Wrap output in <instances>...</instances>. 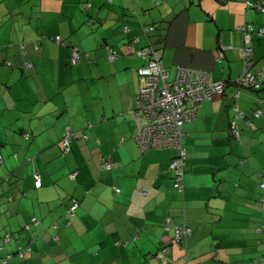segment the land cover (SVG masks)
<instances>
[{"label":"crops","instance_id":"obj_1","mask_svg":"<svg viewBox=\"0 0 264 264\" xmlns=\"http://www.w3.org/2000/svg\"><path fill=\"white\" fill-rule=\"evenodd\" d=\"M254 1L0 0V264H254L264 136L245 128L264 125V73L259 90L232 98L243 27L264 25ZM149 44L169 79L192 66L226 82L184 122L182 191L173 187L174 151H141L134 139L130 110L146 63L134 51ZM251 45L257 73L264 37L252 33ZM72 47L88 57L71 63ZM108 47L119 53L113 61ZM234 103L249 116L236 119ZM67 128L87 136L63 152ZM104 160L113 166L101 169ZM70 198L79 205L67 218ZM177 224L192 228L181 245L169 243Z\"/></svg>","mask_w":264,"mask_h":264},{"label":"built area","instance_id":"obj_2","mask_svg":"<svg viewBox=\"0 0 264 264\" xmlns=\"http://www.w3.org/2000/svg\"><path fill=\"white\" fill-rule=\"evenodd\" d=\"M251 6L257 10L263 11V0L254 1ZM244 44L239 48L240 57L243 61V72L237 77L232 84L235 89L232 98L236 101L239 98L241 89L258 90L261 87L260 77L264 73V69L260 72L251 70L253 65V48L251 45L252 33L264 37V25L254 27L248 24L243 27ZM59 40V36H56ZM134 53L146 60V63L138 69L141 77L138 94L136 96L135 105L131 108L130 113L134 119L136 132L135 142L141 151L148 149H171L173 150V158L169 167L174 171L173 187L183 190V171L182 167L186 157V148L183 145L184 122L195 118L200 110L201 103L204 100H210L215 94L223 92L226 82L212 79L210 72L207 70L192 67L179 66L173 79L168 78V71L164 68L159 51L151 44L137 49ZM88 55L87 53H84ZM82 52L78 47L71 50V63H78L81 59ZM222 55L219 52V57ZM118 57V52L113 47H108L107 59L113 61ZM263 103V98H258ZM235 118H247L246 112L238 109L234 103ZM253 116H260L262 110L260 108L251 111ZM249 125L252 123L247 120ZM232 135L239 138V129L236 120L233 121L231 127ZM24 136L27 138L28 133ZM85 136V135H84ZM80 132L72 131L67 128L62 144L63 152H67L69 142L74 138L78 139ZM113 163L110 160H104L101 169H110ZM76 171L71 177H74ZM35 185L41 184V177L38 172L34 174ZM264 187V181L261 182ZM119 188H115L119 192ZM79 202L72 198L68 206V215H73ZM261 207L264 212V198L261 199ZM32 222H37L36 217H32ZM261 229H264L262 224ZM260 229V230H261ZM183 231L190 232L188 228L176 226L175 237L179 238ZM10 235L6 233L5 240H9ZM22 254V253H21ZM264 263V261H263Z\"/></svg>","mask_w":264,"mask_h":264},{"label":"trees","instance_id":"obj_3","mask_svg":"<svg viewBox=\"0 0 264 264\" xmlns=\"http://www.w3.org/2000/svg\"><path fill=\"white\" fill-rule=\"evenodd\" d=\"M57 36H59V35H57ZM53 40L54 41H56L57 43H59V44H63L64 42H63V40L60 38V36H59V40L57 41L56 40V36H54L53 37ZM73 48V47H72ZM79 49V48H78ZM80 50V49H79ZM82 54H84V52H82ZM70 55H71V52H70ZM107 55V54H106ZM118 55H119V53H118ZM82 56H86V57H88V55H82ZM81 56V57H82ZM81 60V59H80ZM76 64V63H75ZM6 65L7 66H10L11 65V62H9V61H6ZM261 88V87H260ZM259 88V89H260ZM258 89V90H259ZM78 132H80V137L79 138H81V137H83V138H85L86 136H87V134H85V133H83V132H81V131H78ZM85 135V136H84ZM72 140H74V138L72 139ZM71 140V141H72ZM70 141V142H71ZM70 142H69V147H70ZM61 145H62V150L64 149V146H63V144H62V139H61ZM70 150V149H69ZM68 150V151H69ZM186 158V157H185ZM182 171H183V188H184V175H185V159H184V164H183V167H182ZM35 172H38V171H33V179H34V174H35ZM39 173V172H38ZM40 175V174H39ZM41 177V176H40ZM262 181H264V178H262V180L260 181V183H259V186H260V189H261V191H260V195H259V207H260V212H261V220H260V222H259V224L255 227V229H256V233L258 234V242H259V246H260V248H261V253L259 254V256L255 259V262H254V264H264L263 263V261H264V229L262 230L261 229V227H262V224H264V212H263V210H262V207H261V199L262 198H264V187H262L261 186V182ZM42 185V179H41V184L39 185V186H36L35 185V181H34V186L36 187V188H39L40 186ZM176 189V188H175ZM176 190H178V189H176ZM180 191H182V190H180ZM72 198H70V200H71ZM70 200H69V203H70ZM68 209V208H67ZM67 211L68 210H66V213H65V216L67 217V218H70V217H72L74 214H75V212H74V214L73 215H68L67 214ZM38 220V219H37ZM71 222V221H70ZM38 223V221L35 223V222H32V220H31V222H30V225L31 224H37ZM30 225H27V227H29ZM176 226H181V227H184V228H188L189 230H190V232L188 233V232H185V231H183L182 230V232L179 234L180 235V237L179 238H176L175 237V234H173L172 235V237L169 239L170 240V244L171 243H174V244H177V245H181L185 240H186V238L188 237V236H190L191 234H192V228L189 226V225H187V224H177ZM175 226V227H176ZM25 227H26V225H25ZM261 229V230H260ZM6 233H8L9 235H10V233L9 232H6ZM6 236V235H5ZM5 239V238H4ZM1 248H3L2 246H0ZM22 253V254H21ZM16 254L19 256V257H22L23 255H24V253H23V251H22V248H20L19 250H17L16 251ZM12 256V253L10 254H6V256L4 257V260L5 261H7L10 257ZM166 264H169V261H167L166 262Z\"/></svg>","mask_w":264,"mask_h":264},{"label":"rangeland","instance_id":"obj_4","mask_svg":"<svg viewBox=\"0 0 264 264\" xmlns=\"http://www.w3.org/2000/svg\"><path fill=\"white\" fill-rule=\"evenodd\" d=\"M246 116L248 117V116H249V113L246 114ZM262 118L264 119V115H262ZM132 119H133V118H132ZM255 119H258V118H255ZM240 128H241V127H240ZM245 129H246V131L248 132L247 135L250 136V137H252L254 133H256V136H258V135H260V134H262V136H264V125H262V128H261V130H259V132H253V131H250V128H249V127L245 128ZM241 132H242V129H241ZM259 141H260V140H259ZM262 142H263V143H261V142H260V143L257 142V144H261L260 149L264 151V140H262ZM251 159H252V158H251ZM251 159H247V160H246L245 166L251 168V164H250ZM260 190H261V189H260Z\"/></svg>","mask_w":264,"mask_h":264}]
</instances>
